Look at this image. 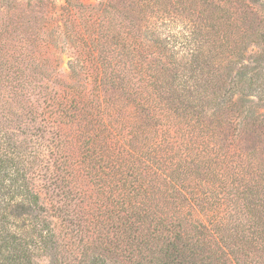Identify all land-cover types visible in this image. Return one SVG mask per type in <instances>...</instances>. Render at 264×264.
I'll return each mask as SVG.
<instances>
[{
	"label": "trees",
	"instance_id": "obj_1",
	"mask_svg": "<svg viewBox=\"0 0 264 264\" xmlns=\"http://www.w3.org/2000/svg\"><path fill=\"white\" fill-rule=\"evenodd\" d=\"M62 1L0 0V264H264V0Z\"/></svg>",
	"mask_w": 264,
	"mask_h": 264
},
{
	"label": "rangeland",
	"instance_id": "obj_2",
	"mask_svg": "<svg viewBox=\"0 0 264 264\" xmlns=\"http://www.w3.org/2000/svg\"><path fill=\"white\" fill-rule=\"evenodd\" d=\"M57 1V5H61L62 4V0H56ZM84 3H93L95 2V0H82ZM62 69L65 71L66 70V59H63V64H62ZM63 74V71H62ZM45 200L48 199V196H44Z\"/></svg>",
	"mask_w": 264,
	"mask_h": 264
}]
</instances>
